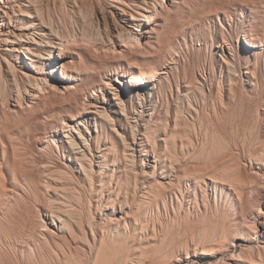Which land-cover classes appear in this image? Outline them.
<instances>
[{"label":"rangeland","instance_id":"rangeland-1","mask_svg":"<svg viewBox=\"0 0 264 264\" xmlns=\"http://www.w3.org/2000/svg\"><path fill=\"white\" fill-rule=\"evenodd\" d=\"M6 1L0 264H157L165 254L163 264H264V0ZM128 32L139 47H122ZM23 33H46L52 55L31 65L16 50ZM139 66L169 74L150 82ZM33 68L48 80L42 91ZM61 198L69 233L52 225Z\"/></svg>","mask_w":264,"mask_h":264},{"label":"bare ground","instance_id":"bare-ground-1","mask_svg":"<svg viewBox=\"0 0 264 264\" xmlns=\"http://www.w3.org/2000/svg\"><path fill=\"white\" fill-rule=\"evenodd\" d=\"M5 0H0V13H1V15L2 14H4V17H7L8 15H9V12H14L13 11V8L14 7H12L11 5H9V3L6 1V2H4ZM161 2L163 3V4H165L166 3V1L165 0H161ZM18 3V2H17ZM22 3V2H21ZM20 4V3H19ZM154 7H155V5H154ZM19 8V7H18ZM36 11V10H35ZM32 12V11H31ZM33 13V12H32ZM150 13V12H149ZM26 14V13H25ZM156 13L154 12V13H152L151 12V14H149V16H144L145 18H146V21H147V25H153V23H152V20H153V18H154V15H155ZM22 15H24V14H22ZM29 16H30V14H29ZM37 17V16H36ZM35 18V17H34ZM40 20V19H39ZM4 21V20H3ZM144 21H145V19H144ZM37 23V22H36ZM40 24L42 25V27H45V28H47L50 32H51V34H52V29H50L49 27H47L46 25H45V23L43 22V20H40ZM35 26V25H34ZM36 26H38V25H36ZM151 29V28H150ZM15 30V29H14ZM8 31H10V30H8ZM19 32V31H18ZM46 34V33H45ZM45 34H39V35H42V38H41V40H38V39H36L34 36H35V34L34 33H23V34H20V35H18L17 36V39L19 38V39H22L23 41H25L24 40V38H27L28 39V41H26V43L25 44H22L21 46H20V49H16L18 52L19 51H21V52H25L26 53V59L27 60H29L30 61V64L32 65V64H35V63H39L40 62V60L39 59H45L44 58V56H43V52H46V53H49V52H51V55H52V52L53 51H50L48 48L49 47H52V45H53V43L50 41V40H48L47 39V41L45 42V38H46V35ZM1 36H6V33L3 31V30H1L0 29V41H2L3 39H2V37ZM14 36V35H13ZM75 38H73L74 40L73 41H75V42H79V40H78V38H77V36L75 35L74 36ZM121 38H122V41H123V43H124V45L122 46V47H124V46H135V47H139L140 46V41H139V36H138V34H134V33H132V32H128V33H122L121 34ZM69 42H71V40H65V41H62L61 42V44H60V46H64L66 43L68 44ZM10 43V42H9ZM43 43H46V44H44L45 46H43ZM4 45V44H3ZM10 46V45H9ZM249 46L250 47H254L252 44H249ZM52 57V56H51ZM39 58V59H38ZM84 64V63H83ZM135 67H137V66H135ZM138 69H139V73H140V75H142V76H144V77H146V78H149L150 79V82H155V81H160L161 79H160V77H162V76H164V75H168L169 74V71L167 70V68L166 69H151V70H147V69H145L144 67H142V66H139L138 67ZM32 70V72H34V73H37L38 75H37V77H35V80H33L32 82H33V85H35V87H37L36 89H33V91H37L38 92V90L40 91H42V90H44L45 89V87H46V85L48 84L47 83V79L46 78H44L43 77V75H44V72H42V71H39V70H37V69H35V68H33V69H31ZM25 77H27V78H30V75L28 74V73H25V72H23L22 73ZM3 73H2V70L0 69V82L2 83L3 82ZM52 78V77H51ZM106 79V78H105ZM67 80H69V79H67ZM72 80V79H71ZM51 82V81H50ZM55 82V81H54ZM161 85H165L164 84V81H161ZM50 86V85H49ZM142 86V85H141ZM129 88V87H128ZM107 89H110V88H107ZM123 94V93H122ZM15 95V94H14ZM116 96H115V100H117L118 102H119V104H120V97H119V94H115ZM15 98V97H14ZM32 98V97H31ZM23 100H24V93H23V90L20 88L19 89V94H18V101H19V103H21L22 104V102H23ZM139 101V100H138ZM107 102V101H106ZM113 104V103H112ZM106 106V105H105ZM90 108H92V107H90ZM89 108V109H90ZM94 108V107H93ZM97 108H96V106H95V108L94 109H90V110H88V113H97V110H96ZM85 114V113H84ZM100 115H103V117L107 120V121H111V118H110V116L108 115V113H106V110H104L103 112H101L100 113ZM123 116V115H122ZM41 122L42 121H40V124H41ZM135 123V122H134ZM39 124V125H40ZM32 131V133H33V130H31ZM90 131L88 130V133H89ZM115 132V131H114ZM80 133V132H79ZM81 134V133H80ZM79 137L82 139V137H81V135H79ZM84 137V136H83ZM69 138V142H71V150L74 152V154H75V158H76V160L77 161H79V164H80V166L82 167V169L83 170H85L86 172H88V170L87 169H90L91 171L93 170L92 168H93V164H94V160L93 159H90L89 158V156H88V153H86V151L85 150H81L82 148L80 147V144L79 143H77L76 141H73L71 138H72V136H69L68 137ZM49 139V138H48ZM123 141H126L125 139L123 140ZM84 142H87V140H84ZM46 146V145H45ZM114 146V148H115V150H116V145L114 144L113 145ZM263 149V148H262ZM117 151V150H116ZM114 152V151H113ZM89 155H91V156H93V154H92V151H91V149L89 148ZM132 155V154H131ZM229 155V154H228ZM232 155H230V157H231ZM125 157V159H127V157L128 156H124ZM100 159V158H99ZM153 160V159H152ZM254 161V160H253ZM85 162H87V164H88V167L87 166H85ZM142 164H143V166L144 165H146L145 164V161L142 159ZM159 164V163H158ZM216 166V165H215ZM87 167V168H86ZM112 167V166H111ZM214 167V166H213ZM99 168V167H98ZM156 168H157V166L155 165L154 166V170H156ZM151 169V168H150ZM32 170V169H31ZM48 173H49V175H50V177H51V182L50 183H48L47 185H46V191H49V190H51L52 188H54V187H58V183H60L57 179L59 178V176H58V172H57V170H55V169H52V168H47V169H45ZM152 170V169H151ZM217 170H218V168H217ZM66 171V170H65ZM223 170H221V172H222ZM113 172H115V170H113ZM148 172V171H147ZM150 172V171H149ZM153 172V171H152ZM34 173V172H33ZM32 173V174H33ZM80 173V172H79ZM218 173V172H217ZM220 173V172H219ZM218 173V174H219ZM43 174V173H42ZM63 174H68L69 175V171H66L65 173H63ZM143 174V173H142ZM227 174V173H226ZM45 175V174H44ZM93 173H91V177H93ZM128 175V174H127ZM224 175V174H223ZM222 175V176H223ZM30 176H31V174H30ZM67 176V175H66ZM211 176V175H210ZM238 176V175H237ZM236 176V177H237ZM240 176H242V175H240ZM239 176V179H238V183L240 184V177ZM65 177V176H64ZM234 178V179H237V178ZM215 178V177H214ZM216 178H218V177H216ZM245 178V177H244ZM42 180H44V179H42ZM126 180V179H125ZM242 180H243V178H242ZM129 180L127 179L126 181H125V183L126 182H128ZM150 181V180H149ZM249 181V180H248ZM246 182V183H249V182ZM254 181V180H253ZM43 182V181H42ZM219 182V181H218ZM234 183H237V182H235V181H233ZM242 182V181H241ZM252 182V181H251ZM148 183V182H147ZM150 183V182H149ZM245 183V181L243 180V183L242 184H244ZM167 184V183H166ZM238 184V185H239ZM251 184V183H250ZM63 185V184H62ZM64 186V185H63ZM52 187V188H51ZM85 187V186H84ZM128 187V186H127ZM64 188V187H63ZM71 188V187H70ZM95 188V187H94ZM135 188V187H134ZM148 188V187H147ZM62 189V188H61ZM60 189V190H61ZM53 191H54V189H52ZM67 190V189H66ZM69 190V189H68ZM56 191V190H55ZM54 191V192H55ZM73 191H74V189H73ZM146 191V190H145ZM144 191V192H145ZM163 191V190H162ZM53 192V193H54ZM63 192H64V190H63ZM66 192V191H65ZM69 192V191H68ZM71 192H72V190H71ZM135 192V191H134ZM62 193V192H61ZM80 193V192H79ZM7 194V193H6ZM58 195H60L59 193H58ZM57 195V196H58ZM71 195V194H70ZM6 196V195H5ZM50 196V195H49ZM126 196V195H125ZM242 196V195H241ZM17 199V198H16ZM53 199V198H52ZM127 199V198H126ZM51 201V200H50ZM128 202V201H127ZM90 203V202H89ZM76 205V204H75ZM51 206H52V208H51V212H52V218H53V224L52 225H54V227L55 228H57L61 233H64V232H67V233H69L68 232V223H69V220H70V218L67 216V215H65L66 214V212H67V209L69 208V209H71L72 208V205H69V203H67V201L65 200V198H61V199H58L56 202H53L52 204H51ZM68 209V210H69ZM76 209V208H75ZM74 209V210H75ZM82 209V208H81ZM89 211V210H88ZM128 212V211H127ZM67 214L68 215H71L72 216V214H74V213H72V212H70V213H68L67 212ZM113 214H114V212H113ZM127 215V214H126ZM65 216H67V217H65ZM111 216V215H110ZM74 217V216H73ZM123 217V216H122ZM109 218V217H108ZM110 219V218H109ZM113 219H114V217H113ZM118 219V218H117ZM116 219V220H117ZM120 219V218H119ZM218 219V218H217ZM115 220V219H114ZM55 221H57V222H59V226L57 227V225L55 224ZM104 221V220H103ZM77 222V221H76ZM109 222H110V220H109ZM125 222V221H124ZM225 222V221H224ZM74 223H75V221H74ZM76 224V223H75ZM118 224V223H117ZM137 224V223H136ZM214 225V224H213ZM33 226V225H32ZM43 227H46L47 228V225L46 224H44L43 225ZM42 227V228H43ZM127 227V226H126ZM93 228V227H92ZM205 228V227H204ZM35 229V228H34ZM44 229V228H43ZM46 230V229H45ZM85 230V229H84ZM44 231V230H43ZM125 231V230H124ZM84 232V231H83ZM96 232V231H95ZM41 233V232H40ZM102 233V232H101ZM39 235V234H38ZM83 235V234H82ZM91 235V234H90ZM41 236V235H40ZM44 236H46V235H44ZM59 236V235H58ZM94 236H95V234H94ZM42 237V236H41ZM93 237V236H92ZM197 237V236H196ZM213 237V236H212ZM222 237V236H221ZM99 238V237H98ZM63 239V238H62ZM66 240V239H65ZM70 240V239H69ZM72 240V239H71ZM206 240V239H205ZM74 241V240H73ZM72 241V242H73ZM83 241V240H82ZM151 241V240H150ZM101 242V241H100ZM75 243V242H74ZM89 243V242H88ZM94 243H96V238H94V242H93V244ZM110 243V242H109ZM145 243H149V242H145ZM157 243V242H156ZM201 243V242H200ZM79 244V243H78ZM82 244V243H81ZM73 245V244H72ZM88 245V244H87ZM203 245V244H202ZM117 246V245H116ZM119 246V245H118ZM216 246V244H211V245H208V246H203V249H202V251H201V255H205V256H209V255H213V253H214V250H215V247ZM90 248H94V247H90ZM182 248V247H181ZM202 248V247H201ZM114 249V248H113ZM33 250V249H32ZM83 250V249H82ZM24 252V251H23ZM115 252V251H114ZM160 252V251H159ZM85 254V253H84ZM90 254H91V251H90ZM142 254V253H141ZM218 254V253H217ZM92 255V254H91ZM154 255V254H153ZM157 255H158V253H157ZM152 257V256H151ZM154 257V256H153ZM168 255L167 254H165V255H163V258H162V260L159 262V263H157V264H163V262H165L167 259H168ZM156 258V257H155ZM75 259V258H74ZM127 259V258H126ZM81 261V260H80ZM92 261H93V259H92ZM169 261V260H168ZM89 262H90V260H89ZM158 262V261H157ZM114 263V262H113Z\"/></svg>","mask_w":264,"mask_h":264}]
</instances>
